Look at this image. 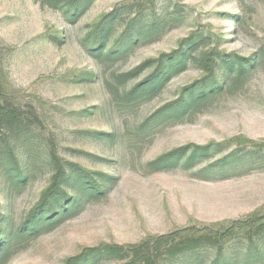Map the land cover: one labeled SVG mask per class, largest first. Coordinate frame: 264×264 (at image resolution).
<instances>
[{
	"label": "rangeland",
	"instance_id": "rangeland-1",
	"mask_svg": "<svg viewBox=\"0 0 264 264\" xmlns=\"http://www.w3.org/2000/svg\"><path fill=\"white\" fill-rule=\"evenodd\" d=\"M87 2L71 17L0 0V106L23 116L9 140L24 169L22 182L0 159L3 230L22 229L53 156L100 190L65 186L82 192L78 211L20 235L0 264H66L106 246L126 252L90 264H129L146 242L157 264H264V0ZM162 62L161 87L138 96ZM219 235L176 255L155 244Z\"/></svg>",
	"mask_w": 264,
	"mask_h": 264
},
{
	"label": "trees",
	"instance_id": "trees-1",
	"mask_svg": "<svg viewBox=\"0 0 264 264\" xmlns=\"http://www.w3.org/2000/svg\"><path fill=\"white\" fill-rule=\"evenodd\" d=\"M42 3L47 4L49 7L53 9H65L66 13L71 17L78 15V10L81 7V3H88V0H40ZM102 25L97 27V31L100 33L103 28ZM103 34V32H102ZM101 36V39L103 35ZM100 38V37H99ZM178 54V53H177ZM182 55L177 57V60H181ZM204 65L210 71L211 75L214 69V59L209 56H204ZM182 62V60H181ZM180 62V63H181ZM239 71H243V64L240 62ZM175 65H179L176 63ZM174 65V66H175ZM173 67V66H172ZM168 74V71H165L164 63H160L155 74L151 76V80H149L148 84L144 86L142 92H138V96L150 95L155 93L158 88L161 87L162 81H164V77ZM156 80V82H155ZM212 88V85H209ZM207 84H202L197 88H193L190 92L192 97H196L197 100L202 99L206 93ZM137 97V96H136ZM178 104V105H177ZM174 108L173 115L176 113L184 112L188 107V102L181 101L177 103ZM22 114L20 109L14 106L3 105L0 106V159H7L9 163V167H7L11 172L16 173L15 179L19 181H24V169L16 160L15 152L12 147V144L9 140V133L14 134L15 130L22 123ZM185 149H178L173 154L164 157L163 159H167V161L175 158L176 154L183 153ZM53 167L55 169V173L53 176V180L51 185L47 188L46 191L41 196V199L38 205L32 210L27 221L23 225L21 230H16L10 228L9 230H3L4 224L7 223V217L2 216L0 212V262H2L3 258L6 257L8 250L13 246L15 240L20 237V235L26 233L30 229L29 235H32L39 231L40 225L44 226L46 224L53 225L59 223L72 215V213L77 212L81 206L83 200V194H81V198L75 200L76 196H72L66 193L65 186H72L74 189H78V187H83L87 190H91L92 192L99 193V185L96 181L81 168L73 167L72 170L68 171L67 167L59 160L57 157L53 156ZM5 167H2L0 170H5ZM90 192V193H92ZM75 194V193H74ZM73 194V195H74ZM79 193H77L78 195ZM9 238L8 241L2 243L1 237ZM221 237V235L217 236H209V237H199L197 239H185L180 243H173L172 240H165L162 238L157 241L155 244H163L165 245L169 251L170 255H176L179 253H183L193 248H197L202 243L206 241L217 240ZM152 243L146 242L142 246L138 248H134L132 253L134 254V260L129 264H157L154 260ZM154 244V243H153ZM126 251L120 247H103V248H92L87 250L84 253H81L77 257L71 258L67 261L66 264H90L94 262L98 256L100 255H110V254H124Z\"/></svg>",
	"mask_w": 264,
	"mask_h": 264
}]
</instances>
